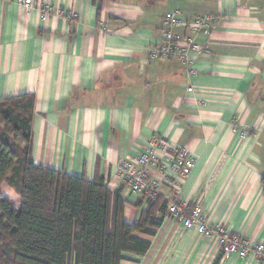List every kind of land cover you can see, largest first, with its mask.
<instances>
[{"label": "crops", "instance_id": "0c3cea01", "mask_svg": "<svg viewBox=\"0 0 264 264\" xmlns=\"http://www.w3.org/2000/svg\"><path fill=\"white\" fill-rule=\"evenodd\" d=\"M33 1L24 10L0 0V101L34 97L33 162L102 178L134 223L143 195L130 192L118 164L163 137L194 163L178 198L199 204L210 225L264 243V0H105L100 12L94 0ZM172 11L186 21L216 18L199 39L204 53L192 79L177 59H147ZM176 183V175L162 182L160 197L173 198ZM139 237L148 252L120 264H259L224 260L212 240L166 216L154 237Z\"/></svg>", "mask_w": 264, "mask_h": 264}, {"label": "trees", "instance_id": "16d2710c", "mask_svg": "<svg viewBox=\"0 0 264 264\" xmlns=\"http://www.w3.org/2000/svg\"><path fill=\"white\" fill-rule=\"evenodd\" d=\"M94 1L100 12L105 0ZM33 113L30 94L0 101V264H120L144 256L150 243L139 236L156 235L166 200L143 195L135 207L144 209L128 223L127 202L102 178L36 165ZM261 185L264 191V178Z\"/></svg>", "mask_w": 264, "mask_h": 264}, {"label": "built area", "instance_id": "2783aa9c", "mask_svg": "<svg viewBox=\"0 0 264 264\" xmlns=\"http://www.w3.org/2000/svg\"><path fill=\"white\" fill-rule=\"evenodd\" d=\"M16 3L27 10L32 7L34 1L16 0ZM41 13L46 18L51 9L44 7ZM56 13L68 21L75 18L73 14L60 9H57ZM215 19L213 15H202L186 21L180 17L178 11L167 13L162 21L160 42L146 49L147 59H177L184 65L187 77L195 78L198 72L195 66L204 53L199 39L210 35ZM179 30L184 33L177 32ZM187 92L193 93L194 87L189 86ZM240 136L245 139L247 134L241 132ZM193 168L194 163L187 149L171 145L163 137H152L138 155L121 160L117 171L132 194L145 195L147 199L159 197L162 182L167 181L171 175H176V194L173 198H165L166 217L179 224L183 230L195 231L203 238L212 240L224 260L236 258L248 263L255 261L264 264V243L249 241L239 234L232 233L224 225H210L199 204L189 206L178 198L181 183L191 175ZM152 170L157 171L160 177H154Z\"/></svg>", "mask_w": 264, "mask_h": 264}, {"label": "rangeland", "instance_id": "374dc122", "mask_svg": "<svg viewBox=\"0 0 264 264\" xmlns=\"http://www.w3.org/2000/svg\"><path fill=\"white\" fill-rule=\"evenodd\" d=\"M5 187H3V189H4Z\"/></svg>", "mask_w": 264, "mask_h": 264}]
</instances>
